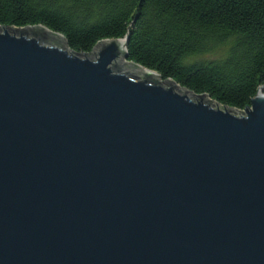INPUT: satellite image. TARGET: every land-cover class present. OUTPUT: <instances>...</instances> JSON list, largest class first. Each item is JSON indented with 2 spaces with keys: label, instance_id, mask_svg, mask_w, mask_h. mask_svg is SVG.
I'll return each instance as SVG.
<instances>
[{
  "label": "water",
  "instance_id": "obj_1",
  "mask_svg": "<svg viewBox=\"0 0 264 264\" xmlns=\"http://www.w3.org/2000/svg\"><path fill=\"white\" fill-rule=\"evenodd\" d=\"M0 26V264H264V86L239 111Z\"/></svg>",
  "mask_w": 264,
  "mask_h": 264
},
{
  "label": "trees",
  "instance_id": "obj_2",
  "mask_svg": "<svg viewBox=\"0 0 264 264\" xmlns=\"http://www.w3.org/2000/svg\"><path fill=\"white\" fill-rule=\"evenodd\" d=\"M0 26H44L77 55L129 35V62L230 109L264 86V0H0Z\"/></svg>",
  "mask_w": 264,
  "mask_h": 264
}]
</instances>
